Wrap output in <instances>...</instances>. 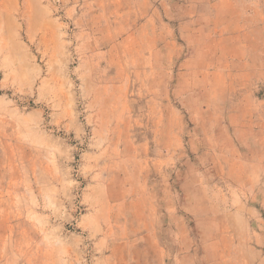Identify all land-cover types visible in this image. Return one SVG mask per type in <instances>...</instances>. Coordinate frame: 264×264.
Here are the masks:
<instances>
[{
	"label": "rangeland",
	"instance_id": "1",
	"mask_svg": "<svg viewBox=\"0 0 264 264\" xmlns=\"http://www.w3.org/2000/svg\"><path fill=\"white\" fill-rule=\"evenodd\" d=\"M193 2L0 0V264H264V0H231L227 60ZM101 185L170 232L94 249Z\"/></svg>",
	"mask_w": 264,
	"mask_h": 264
},
{
	"label": "crops",
	"instance_id": "2",
	"mask_svg": "<svg viewBox=\"0 0 264 264\" xmlns=\"http://www.w3.org/2000/svg\"><path fill=\"white\" fill-rule=\"evenodd\" d=\"M225 1L229 2V9L227 11L228 15L224 16L223 18L221 16V7L216 6V0H194V2L192 3V11L198 14L195 18V28H197V30L200 29L204 31V37H206L207 40L203 42L205 44H208L210 43L211 39H214V41H216V45L219 44V41H223L226 43L223 48L216 47V54L220 52L219 56H222L220 60H227L232 55V51H234L232 38H237L236 40L238 41L239 37L244 36V33L240 31L242 29V26L237 24L236 22L238 20L237 15H235L236 20L234 22L233 17L231 16V13L236 14L238 10L233 9L230 3L231 0ZM221 18L224 19V22H221ZM229 21L235 23L234 32L231 33L230 23H228ZM240 46H242V44H240ZM230 47L232 48V50ZM236 48L237 50L239 49L238 44H236ZM237 52L239 53V50ZM219 67L220 66L216 64V77L221 76L222 74V70H220ZM244 87V85L236 86V91L244 92ZM222 91V89L216 88V92ZM225 132L226 131H224L222 135L220 134L221 136L219 138H221L222 136L225 137ZM221 140H223L224 146L225 144H227V142H229V140L227 141V138L220 139V141ZM228 150L229 149H227V151ZM109 189H111V186L101 185L88 189L83 193V201L86 202L89 209L87 215L89 216V218H92V220L85 219L83 217L79 222V225L81 224L83 226V229H87L86 232H89L91 235H94L96 237V239L93 241L94 249L98 250L99 247H103V245L108 246L109 242H112L111 245H113V249L119 250L123 246V242L122 240H120V238L125 234V232H142L139 233L141 237L149 236L152 234L148 232H170V230L167 229V225L170 223L172 217L171 206H169L168 208L167 206H165L166 211L164 212V227L162 226V229V227L159 228V222L162 218L158 219L156 217V204L153 205L148 200V196L143 191V188L139 192V197L134 200V203L130 200L112 203L114 199H112V197L110 196L111 194L109 192ZM123 193L124 192H122V194ZM99 194L102 195V197ZM123 213L124 216L125 213L136 215V217H134V219L136 220V224L134 227H127L124 224V219L126 221L129 219L125 217L124 219H122L121 216L123 215ZM116 214L119 215L116 216ZM73 237L75 238L76 235L67 236V238L70 239H72ZM142 247L143 249H146L148 251V245H142ZM156 252H158L159 254L160 252H162L159 246H157ZM162 255L163 261H161L160 256V261H158V263L156 264H167L166 255ZM101 260L102 256H96L94 258V263L100 264Z\"/></svg>",
	"mask_w": 264,
	"mask_h": 264
}]
</instances>
